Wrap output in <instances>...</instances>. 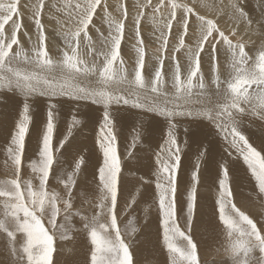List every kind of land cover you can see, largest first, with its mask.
<instances>
[{"label":"snow or ice","instance_id":"snow-or-ice-1","mask_svg":"<svg viewBox=\"0 0 264 264\" xmlns=\"http://www.w3.org/2000/svg\"><path fill=\"white\" fill-rule=\"evenodd\" d=\"M24 7L30 11L28 19L34 23L36 40L32 39L23 23L24 13L21 12L20 0H9L7 4L0 3V90L18 91L25 101L23 118L12 141L16 145L13 158L17 168L22 162L25 138L31 123L29 101L33 97L47 96L50 100L56 97H69L74 101H83L85 105L88 102L102 104L104 125L100 129V147L103 149L105 159L104 166L98 169L101 196L99 203L95 205L98 212L93 216L81 215V220L83 230L87 236L90 235L91 243L96 249L91 256L92 264H133L130 246L121 238L117 221L121 165L114 146L116 137L111 130L113 125L111 109L113 105L131 104L133 108L141 109L145 114L157 113L163 116L169 125L165 144L168 155L163 168V182L158 179L156 187L159 190V209L163 216L164 242L168 250L179 253L186 264H200L196 242L181 231L176 220V173L181 152L175 133L178 118L188 121L189 124L195 120L206 119L216 124L217 128H223L221 121L227 118L232 128L229 144L243 157L258 181L260 191L264 193V156L241 134L238 128L239 121L236 119V116L246 112L264 119V52L259 55L258 70L249 69L247 65L250 57L245 51V44L239 41L234 43L230 38L237 35L235 27L238 23L234 25L230 35H226L217 22L196 14L194 9L186 4L171 0L168 6L170 10L164 18L163 9L166 5L163 0L155 6H152L149 0L146 7H151L153 13H161L159 31L162 43L157 49L160 55L153 57L158 61V67L152 78L146 79L145 49L142 41L134 46L138 60L131 76L120 56L125 32L124 20L128 17L127 9L123 5H121L123 19L120 20L112 18L111 13L107 11L108 5L102 6V0H84L83 3L77 0L71 6L74 12H68L67 19H60L57 16V13L65 12V7L58 6V0H48L47 3L46 0H37L36 3L28 0ZM231 7L237 22L251 24L236 0H233ZM98 8L105 17L104 22L108 24V32L105 35L97 27L95 31L99 39L93 41L88 29ZM45 15L49 21L55 20L59 25L56 30L65 45L60 49V58L56 60L50 56L47 47L46 25L43 19ZM142 17L143 13H137L133 20L134 35L138 40ZM174 24L178 27L174 37L177 43L172 49V67L166 78L163 69L168 58L166 55L168 38ZM190 24L194 29L195 26H199V35L194 46L186 45L184 39L188 35ZM9 25L6 30V26ZM21 32L31 43L30 50L23 47ZM218 45H221L226 56L231 57V67L235 69V73L230 74V79H221ZM14 46L18 48L17 51H13ZM206 47L213 70L210 82L205 81L201 71V58ZM181 50L184 51L187 61L183 75L181 62L176 56ZM17 60L30 70L21 72L14 66ZM209 83L214 86L215 91H209L207 86ZM194 89L198 91L194 93ZM194 95L202 97L203 103L200 100L194 102ZM56 106L52 103L48 108L46 132L39 153L40 163L32 165L33 169L40 173L39 188L33 190L29 182L26 189H22L18 177L0 187V196L7 198L5 215L10 214L15 226L14 231H8L7 224L0 222V228L8 231V235L13 238L16 232L25 235L23 253L27 256L28 264H53L57 238L61 241L68 240L69 233L75 231L71 224L74 208L72 188L75 182L69 177V182L65 184L67 192L66 198L63 199V209L58 205L59 195L49 193L47 190V181L55 162L51 144L55 128L53 109ZM74 123L79 121L74 119ZM60 146L63 147V142ZM83 163L84 160L81 158L76 164V169L79 170ZM223 175L224 179L220 180L219 206L220 218L227 230L228 245L225 251L231 257V264H253L254 260L255 264H264V225L258 227L253 219L231 203V193L226 182L227 167L224 168ZM191 180L198 184V175L193 174ZM229 206L231 211L226 213L225 209ZM195 209L196 187L193 184L187 205L186 225L189 231ZM61 212L63 220L57 224ZM145 212L147 213V209ZM76 214L80 215L79 210H76ZM45 216L51 226V232L42 223ZM102 217L110 218V222ZM176 236L186 241L184 250L175 247L173 241ZM256 251L260 253L258 259L253 256ZM98 254L103 258L98 259Z\"/></svg>","mask_w":264,"mask_h":264},{"label":"rangeland","instance_id":"rangeland-1","mask_svg":"<svg viewBox=\"0 0 264 264\" xmlns=\"http://www.w3.org/2000/svg\"><path fill=\"white\" fill-rule=\"evenodd\" d=\"M26 1L28 3V0H20V5H25ZM163 1L166 4L163 9V17L166 18L170 10L168 6L171 0ZM180 1L192 8L198 5L197 0H177L176 2L182 4ZM230 1L233 2V0ZM36 2L37 0H32V3ZM47 2L48 0H46ZM79 2L83 3L84 0H79ZM159 2L161 0H151V5L155 6ZM215 2L217 4H207L206 8L208 6L210 9H219L222 12L224 8L222 9L218 0ZM236 2L247 14L248 20L251 21V24L241 28L250 30V37L260 31H263L264 34V0H236ZM0 3L7 4L9 0H0ZM75 3L76 0H58V6L65 7L64 13H57L58 18L67 19L68 12H74L71 6ZM148 3L149 0H102V6L103 4L108 5L107 11L115 16V20L123 19L121 5L128 12V17L124 20L125 32L120 49L121 59L130 62L131 59L135 58L137 53L134 46L142 41L145 58H149L152 62L151 67L156 69L158 61L153 57L160 55L157 49L162 43L159 31L161 13H153L151 7H146ZM21 9L22 13L27 15L25 16L26 19H23L27 30L31 21L27 19L30 12L27 10L28 8L22 7ZM47 10L45 9V13L48 12ZM137 13H143L139 25V40L135 38V26L133 24ZM196 13L206 19H211L208 9L199 7ZM179 14L178 12V17ZM217 19L218 24L225 25L224 16L219 15ZM104 20L105 17L98 8L88 29L89 35L95 39L93 41L99 39L95 31L97 27L107 35L108 24ZM31 23L33 25L31 28L35 30L34 23ZM50 26L59 28L56 21ZM257 26L258 30L255 29ZM56 29L48 28L46 30L47 35L49 34L47 47L54 60L60 58V49L65 47L63 39L58 32L56 33ZM177 30L178 27L174 24L172 33L168 38V52L166 54H170L168 56L170 61H172L173 46L177 43V40L174 39ZM197 30H199L197 26L194 29L190 24L188 35L184 38L186 45L194 46L199 35ZM227 33L229 34V32ZM22 37H25L23 33ZM256 38L261 39V35L258 34ZM48 42L50 43L48 44ZM259 43L264 44V41ZM23 47L26 50L31 49L27 46ZM149 47H154V50L149 51ZM97 48L99 50L98 44ZM16 50L18 48L14 46L13 51ZM205 53L207 54V49H205ZM251 54L256 57L258 51H252ZM176 56L180 62H187L183 50L177 52ZM250 61L251 59L248 62ZM101 63H103L102 59ZM135 65L137 66V62ZM14 66L21 72L30 70L20 60L14 62ZM164 72L167 78L169 72ZM132 74L133 72H130V76ZM144 75L146 79H149L148 77L151 79L154 73L152 75L151 71L148 70L144 72ZM224 86L226 87V85ZM208 89L215 91L213 86H208ZM169 90L171 91L170 85ZM196 100L203 103L202 97L194 95L193 101ZM24 102L23 95L18 91L0 90V139L8 137V141L4 140L0 143V187L18 177L22 189H26L29 182L33 190L39 188L40 173L35 171L32 165H39L40 163L39 153L42 144H34L33 142H37L38 134L42 135V138L40 135L39 139L43 140L47 126V111L50 104L55 103L57 105L53 109L55 128L51 144L55 162L47 181V190L49 193L59 195L58 205L63 209V199L66 198L67 192L65 184L69 182V177L75 182L72 188L74 208L71 217V224L75 231L69 233L70 239L68 240L61 241L57 238V251L53 256V264H92L91 256L96 252V249L91 243L90 235L87 236L83 230L81 215L93 216L98 212L95 207L101 196L98 169L104 166L105 159L103 149L100 147V129L104 125L102 119L104 107L102 104H91L90 102L85 105V102L74 101L69 97H56L51 100L47 96L36 95L33 97L29 101L31 123L25 138L22 162L17 168L13 158L16 145L12 141L18 130V124L23 118ZM111 113L113 116L111 130L116 137L114 146L117 149L121 165L117 221L121 230V238L125 244L130 246L133 264H186L180 254L170 252L164 242L163 216L159 209V190L156 187L158 179L163 182V168L168 155L165 144L168 138L169 125L163 116L157 113L145 114L141 109L133 108L131 104L127 106L113 105ZM74 119L79 123H74ZM236 119L239 121L238 128L241 134L257 152L264 156V119H261L259 115H250L247 112L236 116ZM221 124L223 128H217L216 124L210 123L206 119L195 120L189 124L188 121L178 118L175 130L177 143L181 148L180 164L176 173V220L181 231L185 235L191 236L196 242L200 264H231V257L225 251L228 245L227 230L220 218L219 206L220 180L224 179L223 170L225 167L228 168V180L226 182L231 193V203L253 219L258 227L264 225V193L260 191L259 183L252 174V170L239 153L237 158L243 165H228L231 159L227 157L226 153L232 151L229 145L232 128L227 118H224ZM186 128L188 129L187 132L185 131ZM7 133L9 134L6 135ZM226 136L227 139H225ZM125 138H127V144L124 142ZM61 142H63V147L60 146ZM159 146H161L162 151L159 150ZM81 158H83L84 163L77 170L76 164ZM134 160H141L140 164L128 163ZM193 174L198 175V184L191 180ZM193 184L196 187V209L189 231L186 225L187 205ZM6 200V197L0 196V222L7 224L8 231H14L15 226L11 221L10 214L5 215ZM145 209H147V213ZM76 210H79L80 215L76 214ZM230 211V206L225 209L226 213ZM102 219L110 222V218L102 217ZM62 220L63 212L57 218V224H60ZM42 223L51 232V226L48 224L46 216ZM152 229L155 231L154 233H150ZM8 231L0 228V264H28L27 256L23 253L26 237L23 233L16 232L13 238L8 235ZM173 242L175 247L181 250L186 247V241L179 236H176ZM162 253H164V258L161 256ZM253 256L258 259L259 251L253 253ZM100 258L103 257L98 254V259ZM253 264H255V260Z\"/></svg>","mask_w":264,"mask_h":264},{"label":"bare ground","instance_id":"bare-ground-1","mask_svg":"<svg viewBox=\"0 0 264 264\" xmlns=\"http://www.w3.org/2000/svg\"><path fill=\"white\" fill-rule=\"evenodd\" d=\"M170 1V0H169ZM177 1V0H176ZM185 1V0H184ZM198 1V5H197V7L196 6H193V9H194V12L196 13L197 12V9L199 8V7H201V8H204V9H208L209 10V16L211 17V19L212 20H214L215 22H218V19H217V17L219 16V15H221V16H224V22H225V25L224 24H219V26L225 31V33H226V35H230V31H232L233 29H234V25H236L237 23H238V26L237 27H235V31H236V33H237V35L235 36V37H231L230 36V38L231 39H233V42L235 43V42H237V41H239V42H242V43H244L245 44V51H246V49H247V53H248V56L250 57V59H251V61L250 62H248V68L249 69H252V70H258V68H257V65H258V63H259V55H260V53L261 52H263V50H264V44L263 43H259V42H263L264 41V34H263V31H260V32H257V33H255L252 37H250V30H248V29H242L241 27H244V26H248L249 24H247V23H245V22H237L236 20H235V14L233 13V9H232V7H231V5H232V1H230V0H218L219 1V4L221 5V7H222V9H223V11L221 12V10H219V9H210V8H208V6H207V8H206V5L207 4H210V3H216L215 2V0H197ZM76 2H77V0H76ZM164 2V1H163ZM181 2V1H180ZM189 2V1H188ZM194 2V1H193ZM24 3V2H23ZM26 3H27V1H26ZM182 4H184V2L182 1L181 2ZM190 3V2H189ZM237 3V2H236ZM25 4V3H24ZM217 4V3H216ZM218 4V5H219ZM166 5V4H165ZM188 5V4H187ZM194 5H195V3H194ZM214 5V4H213ZM21 6V8L22 7H24V5L22 4V5H20ZM191 6V5H190ZM216 8V7H215ZM47 9V8H46ZM27 10H29V9H27ZM48 11V10H47ZM21 12H22V9H21ZM30 12V11H29ZM179 12V11H178ZM180 13V12H179ZM197 14V13H196ZM25 16H27L25 13H24V17H23V19L25 20L26 19V17ZM111 16H112V18L115 20V16L111 13ZM194 18V17H193ZM28 19V18H27ZM44 19V23H45V25H46V28L48 29H51V28H54V29H56V26L55 27H53V26H50L55 20H52V21H49L48 20V18H47V16L46 17H44L43 18ZM30 21V20H29ZM255 21V20H254ZM32 21H30V25L27 27L28 29H27V31H28V33H29V35H31L32 36V39L33 40H36V36H35V30L33 29V28H31L33 25H32V23H31ZM256 22V21H255ZM219 23V22H218ZM258 23V22H257ZM47 24H50V25H47ZM27 25V24H26ZM228 25H230L229 27H228ZM7 28H9L8 26H6V30H7ZM197 28H199V26L197 25ZM46 29V30H47ZM58 29V28H57ZM255 29L256 30H258V26L257 27H255ZM246 31V32H245ZM196 32H198L199 33V30H197ZM227 32H229V34L227 33ZM22 33L23 32H21V34H20V38L22 39L21 40V42H22V44H23V46H27L28 48H31V43L28 41V39H27V37H22ZM56 33H57V31H56ZM55 33V34H56ZM258 34H260L261 35V39H257L256 38V36L258 35ZM215 35V34H214ZM49 36V34L47 35V37ZM194 36H196V35H194ZM240 39H239V38ZM50 39V38H49ZM94 39V38H93ZM95 40V39H94ZM56 41V40H55ZM57 42V41H56ZM50 42H48V44H49ZM260 44V45H259ZM263 44V45H262ZM62 46V45H61ZM218 47V50H219V60H218V62H219V65H220V73H221V79L222 80H226V79H230L231 78V76H230V74L231 75H234V73H235V69H233L232 67H231V57L230 56H226L225 55V53H224V51H223V49H222V47H221V45H218L217 46ZM256 47V48H255ZM206 49H207V47H206ZM148 50L149 51H152V50H154V47H149L148 48ZM17 51V50H16ZM252 51H258V54L256 55V57H253L252 56V54H251V52ZM167 55V57L168 56H170V54H166ZM85 59H87V57H84ZM137 60H138V56L136 55V57L135 58H133V59H131L130 60V62L129 61H127V60H123L124 61V64H125V66H126V68L128 69V71H129V74H130V72H133V70L137 67L136 65H135V63L137 62ZM145 60H146V67H145V70H144V72H147L148 70L149 71H151V73H152V75H153V73H154V71L156 70L154 67H151V65H152V62H151V60L149 59V58H145ZM186 64V62L185 63H182L181 62V70H182V75L184 74V65ZM171 67H172V61H170L168 58L166 59V61H165V64H164V71H170L171 70ZM201 71H202V73H203V75H204V78H205V81L206 82H210L211 80H212V78H213V70H212V64H211V61H210V59H209V56H208V54H206V53H203L202 54V58H201ZM149 79H150V77H148ZM207 86H213L211 83H209ZM214 87V86H213ZM194 92H196V91H198V90H196V89H194L193 90ZM1 124H2V122H1ZM5 126V125H4ZM8 126V125H7ZM9 133H7L6 135H8ZM14 135V134H13ZM39 135V137H40V135L41 134H38ZM10 136H11V134H10ZM12 137V136H11ZM38 137V136H37ZM36 137V138H37ZM39 137L37 138L38 140H37V142H33L34 144L35 143H37V144H39V145H41L42 144V139H39ZM1 138V137H0ZM40 138H42V135H41V137ZM4 140H6V141H8V137H4V138H2V139H0V143L1 142H3ZM126 144H127V138H125V141H124ZM36 144V145H37ZM1 145V144H0ZM35 145V146H36ZM230 145V144H229ZM4 146V145H3ZM38 146V145H37ZM228 146V145H227ZM11 147V146H10ZM30 148H31V146H30ZM34 148V147H33ZM230 148L232 149V151H230V152H228L227 151V153H226V155H227V157H229L230 159H231V162L230 163H228V165L229 166H232V165H234V166H242L243 164L238 160V158H237V154H238V152H237V150L234 148V147H232L231 145H230ZM3 149V148H2ZM29 150V149H28ZM159 150L160 151H162V148H161V146H159ZM4 151V150H3ZM33 152V151H32ZM28 153V152H27ZM31 153V152H30ZM35 158V157H34ZM236 160V161H235ZM140 161L141 160H134V161H129L128 163L129 164H133L134 163V165L136 164V165H139L140 164ZM147 164V163H146ZM145 164V165H146ZM142 166V165H141ZM142 167H144V165L142 166ZM58 182V181H57ZM45 222V221H44ZM13 227V226H12ZM12 229V228H11ZM151 230V229H150ZM155 231L152 229V231H150V233H154ZM149 234V233H148ZM25 236V235H24ZM23 236V237H24ZM20 237V236H19ZM149 237H150V234H149ZM160 249V248H159ZM157 250V249H156ZM64 253V252H63ZM163 258H164V253H162V255H161Z\"/></svg>","mask_w":264,"mask_h":264}]
</instances>
